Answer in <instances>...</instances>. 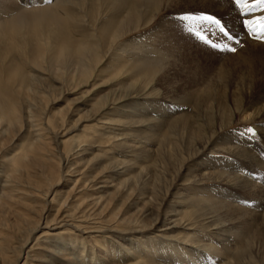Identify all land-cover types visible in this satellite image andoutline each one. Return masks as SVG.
<instances>
[{
	"label": "bare ground",
	"instance_id": "obj_1",
	"mask_svg": "<svg viewBox=\"0 0 264 264\" xmlns=\"http://www.w3.org/2000/svg\"><path fill=\"white\" fill-rule=\"evenodd\" d=\"M27 1L0 0V45L5 31L24 23L38 38L44 35L42 27L47 28L45 35L55 37L65 24L64 4L87 12L84 0H50L28 9ZM110 1L126 11L111 17L109 52H104L103 28L92 35L93 41L76 44L62 32L54 52L36 42L28 63L16 51L12 54L8 44L0 51V264H15L16 258L6 259L9 252L27 257L34 248L41 249L36 264H264V210L259 209L264 206V178L249 180L233 171L264 175V164L238 143L240 136L231 129L248 120L258 124L264 136V102L246 114L264 92L241 104L246 89L237 87L225 66L201 79L185 71L193 96L177 101L189 102L183 105L187 112L166 118L169 111L163 103L149 102L170 100L145 81L164 68L153 56L129 61L133 80L105 91L130 73L122 66L95 84L105 72L110 74L106 66L121 60L115 44L130 29L150 21L141 18L143 5L160 12L180 2ZM183 1L225 11L227 19L237 15L226 0ZM248 3L255 5V0ZM243 13L250 14L244 19L255 21L258 14L264 16V9L252 7ZM7 18L12 21L5 22ZM241 43L240 62L256 82H264V44ZM57 69L64 75L56 74ZM249 84L248 90L253 87ZM59 93L76 95L66 100L64 114L60 108L52 110L59 100L50 97ZM156 130L163 133L154 134ZM46 137L54 138V146L48 141L45 145ZM212 148L231 156L225 165L233 170L211 168L214 159L204 155ZM147 156L152 161L147 167L136 160ZM57 162L64 172L56 174ZM154 176L165 185L152 183ZM16 206L40 210L37 219L14 215L10 209ZM231 233L242 246L224 257L215 254L208 235L222 246ZM7 240L17 245L3 244Z\"/></svg>",
	"mask_w": 264,
	"mask_h": 264
},
{
	"label": "rangeland",
	"instance_id": "obj_2",
	"mask_svg": "<svg viewBox=\"0 0 264 264\" xmlns=\"http://www.w3.org/2000/svg\"><path fill=\"white\" fill-rule=\"evenodd\" d=\"M49 1L50 0H28L25 7L27 9L34 8V7H40L48 3ZM226 1L228 3V6H227L228 9L232 7V9H235L237 11L236 17L234 16L232 17L231 15V17L227 19L224 17L225 11H223L224 13L223 12L220 13L218 11H215V9H211V7L209 6L201 8L200 6H196V4L185 3L183 0H180V2H174L171 9L167 8V10L166 9L159 10L160 12L158 11L150 12L151 10H153L155 6L144 4L141 9L143 13L141 18L142 20H148V21L150 20V21L146 24L140 25L136 29H130L129 30L130 32L127 31V33L115 44L113 49L115 50L118 48L116 50V53L122 54L121 60H116L119 62L115 63L113 66L112 65L109 67L106 66L105 68L110 69V74H108L109 72H105L104 75L100 79H98V81L95 82V84L96 85L99 84L101 81H104L111 74H113L116 70L120 69L122 66H125L124 69H129L130 73L126 74V76L123 75L121 79H117L114 82H111L106 87H104L105 91L109 89H113V88L117 89V87L119 86L121 87V85H125L133 80L132 71L130 68V65H132V63L129 61H133L137 59L140 60V58L146 59L147 57H148L147 59H151V57L153 56V58L159 59L155 63L157 65H159L158 63L163 64L164 68L158 73L156 77H154V79H145V81L147 82L151 81L156 94L158 93V95L165 96L166 98H169L171 101L156 98L153 100L152 99L149 100V102L150 104L158 103V102L163 103L162 105L164 107H167L169 111L167 112L166 115H164V117L166 118H171L172 116H175L176 114L187 112L186 108L183 105L189 102L182 103L180 101H177V100H182V98L183 99L190 98L193 96L192 95L193 90L191 89L193 88V86L191 85V81L190 79H188L185 71H188L192 77L194 78L198 77L201 79V77L205 76L207 73L213 74L214 73L213 70H216L221 65H223L225 66L223 70L231 71L230 77L237 82L238 84L237 87L246 89L244 92V95H247V98L244 101H242L241 104H243L244 102L245 104L249 103L248 99H251L252 96L254 97V95L262 94L264 92V82H256V79H254L252 75V71H248L247 68H245V66L239 60L241 57H238L237 54H238L239 49H241L242 47L241 41L244 42V41L251 40L255 42H260L262 44H264V42L257 40L255 38L256 33H253V34L250 33L249 30L244 26L243 24V20H245L244 17L247 18L249 17L250 14H248L247 16H244L243 11L237 8L235 4L232 2V0H226ZM83 8L85 11H87L85 15H84L83 9H79L75 5H72V4L63 5L61 14L62 16H64L65 24H63L62 27L60 28L59 30L60 32L56 29L55 37H50L48 35H45L47 32L46 27L41 28V34L44 33V35L40 38L36 37L39 35H37L33 31L29 23H24L17 27L9 28L7 31L3 33L2 37H3V41L5 40V42L3 46L0 45V51L5 52L6 49L4 45L8 44L7 47L8 46L11 47L10 49L12 50L11 51L12 54H14L16 51V54L22 55L21 60L26 61L25 63H28L27 61H29L31 58V53H30L31 49H34L35 44L38 45L40 41L48 45L50 50L54 52L60 40V34L62 32L65 34V36L68 39L72 40L73 43L76 44L77 42H79V40L86 39V42L93 41L94 38L92 35H94L96 31L99 32L100 28H103L104 29V52H106V50L109 49L108 38H109V32L111 28L109 22L111 20V17L114 18L113 15H117V14H119V16L123 15L125 13L124 11H126V8L122 6L118 7V5H116L110 0H84ZM185 12H204L208 14H214L217 18L221 20L222 24L226 26L227 30L232 35L233 40L231 41L226 40L221 34L217 32L215 28H212L210 31L207 32L208 38L214 42L228 43L230 47H235L237 51L233 53L230 51L213 49L207 46L204 42L198 40L196 38L195 33L189 34L188 32L184 31L182 28L181 22L177 19V16L178 14L185 13ZM8 14L4 15V17H7ZM149 14L150 15L152 14V15L150 16ZM258 15L259 16H257V19L261 17L262 14L260 13ZM153 16L154 18H152ZM147 18H150V19H147ZM5 20H6L5 22L7 23L12 21V19L10 20L8 18ZM156 29L159 31L156 32ZM54 30H55L54 28H51L50 31H54ZM236 34L238 35V37L236 36ZM30 37L33 38V42L32 40H29ZM237 40L240 42L239 43L240 45L236 43ZM119 48H122L123 50H120ZM107 52H109V50ZM217 56L218 58H216ZM195 64H198V67H197L198 69L193 68ZM58 71L63 72V70L57 69L56 74L58 75H62L64 73V72L59 73ZM24 72H26L25 69H24ZM44 80L45 79H43V81ZM250 82L252 83L253 87L252 89L248 90L246 85L249 84ZM230 85L235 87L234 83H231ZM73 96H76V95L70 94V95H67V97H65L64 95H61L59 93V94H56L54 97L51 96L50 100H54V99L59 100V103L55 107H53L52 110L56 108H60L59 112L60 111L61 112L60 113L58 112V113L64 114V111L66 110V107L68 106V101H69L68 100L66 102V100L72 98ZM228 101H229V98H228ZM42 102L43 101H41L40 103V107H42L44 110L42 108L40 109L43 112H45L47 110V107L41 106L43 105ZM257 102L258 104L257 103L256 105L252 104L246 110V114L249 113L256 106L259 107L261 103L264 102V97L257 100ZM256 126H258V124H253L248 120H240L237 124H234L231 127V129L232 130L235 129L238 135L240 136L239 138L240 141L237 140L238 143L252 150V152L255 154L258 160H260L262 164H264V157H261L259 155L262 151H264V140L260 138L261 135L257 136L255 139L250 140V134L245 133L246 127H253L258 132V130L256 129ZM153 133L161 134L163 133V131L161 132V130H156V131H153ZM53 139L52 138L49 139L48 137H46L45 139L43 138V140L45 141V145H46V141H48L49 144L47 143V145L50 147L54 146ZM149 147H154V146L150 145ZM109 153H112V152H109ZM140 153H142V151ZM121 156H124V155H121ZM124 157L127 158L128 155H125ZM204 157L214 159L212 163L210 162L211 168H215L219 170L221 169L222 171H226V172H228L229 170H233L232 168H229L227 165H225V163H228L227 160L231 159V156L224 151L212 148L210 151L205 153ZM136 160L139 161L138 162L139 164H142L143 166H146V167L152 163L151 158L148 156L145 157L144 159H141V157H139V158H136ZM230 161L232 162V160ZM54 168H56L57 170L56 174L58 172L60 173L64 172L63 171L64 166L62 164H59L58 162L56 163ZM241 170H233V171H235V173H237L239 176L243 178L247 176L246 178L247 179L249 178V180L251 179L253 180V178L254 180L256 179L259 180L261 177L263 180L264 178V175L262 173L258 175H255V174L252 175L250 172H248L249 171L248 169H247L248 171L242 168ZM55 180H56V177L54 181ZM153 182H156L157 184L160 183V185H165L160 179L158 180V178L155 176L153 178L152 183ZM61 188L67 189V187L66 188L61 187ZM259 207H260L259 208L260 210H264V206H259ZM35 209H38V208H35ZM10 211L14 213V215L15 214L32 215L37 219V214H39L38 211L40 210H31L29 208L23 209L21 206H16V207H13L12 210L10 209ZM202 234L206 235V232L202 231ZM208 237L211 240V243L215 246L214 247L215 254L216 252H220L221 255L219 256H223V257L229 252L236 251L243 244V241H240L238 237L236 238V236L233 233L229 234L227 238L223 240L222 246L221 244L218 243V240L217 241L215 240L214 236L208 235ZM3 244L13 245V246L17 245L15 243L9 242L8 240L4 242ZM24 251H27V249H25ZM7 254L9 255V257H7L6 259L11 260L12 258L13 261L15 258L17 259L15 264H22V263L36 264L38 263L36 261L37 258H39V256L41 255V249L34 248L33 251L28 252L27 257H23V253L21 255L19 254L14 255L13 253H10V252ZM215 257L216 256H211L212 258L211 261L215 260L214 259Z\"/></svg>",
	"mask_w": 264,
	"mask_h": 264
},
{
	"label": "snow or ice",
	"instance_id": "obj_3",
	"mask_svg": "<svg viewBox=\"0 0 264 264\" xmlns=\"http://www.w3.org/2000/svg\"><path fill=\"white\" fill-rule=\"evenodd\" d=\"M235 6L241 9L243 12L250 11L252 7H259L264 9V0H255V5L248 3V0H232ZM177 19L181 22L184 31L189 34L195 33L196 38L204 42L207 46L224 51H230L235 53L237 49L230 47L228 43L214 42L208 38L207 32L212 28H215L219 34H221L226 40H233L232 35L227 30L226 26L222 24L221 20L214 14H208L204 12H185L178 14ZM244 26L249 30L250 33H256V39L264 42V16L259 17L257 20H243ZM215 34V33H214ZM237 44L240 42L237 40ZM245 133L250 134V140L255 139L260 134L253 127H246ZM264 139V136H260ZM264 157V151L259 154ZM243 171V170H241ZM246 204H251L252 201L246 200Z\"/></svg>",
	"mask_w": 264,
	"mask_h": 264
}]
</instances>
